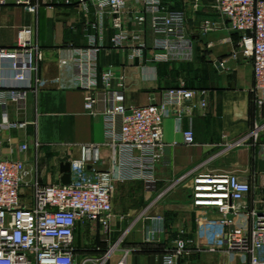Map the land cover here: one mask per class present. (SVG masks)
<instances>
[{
	"label": "crops",
	"instance_id": "0c3cea01",
	"mask_svg": "<svg viewBox=\"0 0 264 264\" xmlns=\"http://www.w3.org/2000/svg\"><path fill=\"white\" fill-rule=\"evenodd\" d=\"M31 1L38 5L34 14L17 6L16 0H4L0 6V48L16 46L19 30L31 28L42 52L37 95L29 94L24 104H9L4 110L9 122L26 123V127L0 130V160L22 161L28 172L26 182L61 184L60 165L78 159L82 147L90 148L91 160L109 157L102 120L85 112V93L73 82L72 51L90 50L87 36H93L99 48L98 87L103 85V72L109 71V88L123 91L127 107L158 104L164 90L181 85L195 90L197 100L206 103L203 112H189L190 102H185L180 131L173 118L164 120V147L152 188L141 181L115 182L107 227L86 221L77 224L76 264H87V258L102 256L110 248L105 264H117L122 257L126 264H163L180 231L187 236L196 232L189 187L197 174H235L247 180L252 187L250 207H255L252 202L262 199L264 190V107L254 103L251 62L239 52V36L222 24L216 0H161L164 9L183 14L185 36L191 43L189 50L169 53L156 47L161 36L152 32L151 14L143 2H128L124 12L123 27L132 46L114 49L110 17L99 31L93 10L77 0H56L52 9L41 0ZM140 17L142 23L137 22ZM204 21L215 23V29L202 33L199 26ZM140 45L141 58L135 56ZM185 130L193 131L194 144L184 145ZM20 144L27 145L26 152L19 151ZM89 167L105 169L99 164ZM219 256L218 264L229 262L227 255ZM185 261L201 263L193 255L176 264Z\"/></svg>",
	"mask_w": 264,
	"mask_h": 264
},
{
	"label": "built area",
	"instance_id": "2783aa9c",
	"mask_svg": "<svg viewBox=\"0 0 264 264\" xmlns=\"http://www.w3.org/2000/svg\"><path fill=\"white\" fill-rule=\"evenodd\" d=\"M41 1L49 9L56 5V0ZM77 2L83 8L93 10L99 31H102L106 17L112 19L114 49L133 44L123 27L128 2H143L150 12V28L155 35L161 36L157 48L168 53L191 48L185 36L183 14L164 9L161 0ZM15 3L31 14L38 10V5L32 4L31 0H16ZM4 4V0H0V6ZM216 9L226 30L240 38L239 52L252 65L254 103L262 108L264 0H216ZM143 21L142 17L137 19L138 23ZM199 29L202 33L213 31L215 23L204 21ZM87 37L90 50L72 51L73 82L85 93V112L102 120L104 145L109 149V157L91 160L87 154L90 148L82 147L80 157L70 162L68 185H40L34 180L28 183L25 181L28 172L22 161L0 160V264H76L74 238L77 224L86 221L94 227H107L113 211L115 182L141 181L147 189L152 188L155 165L164 147V120L173 118L180 131L185 102H190L189 112H203L206 108L204 100H197V92L183 85L164 90L158 104L127 107L123 91L109 88L112 78L109 71L103 72V85L98 87L95 60L99 48H96L93 36ZM140 46L135 51L139 58L143 49V45ZM164 57L166 59L167 55ZM41 61L42 52L33 40L31 28L19 30L16 46L0 48V111H3L0 130L26 127V123L9 122L4 110L9 104H24L29 94L37 95L40 84L37 71ZM182 136L184 145L194 144L192 130L182 131ZM18 148L20 152L28 149L26 144H20ZM95 164L105 169L89 167ZM190 183L196 232L187 236L180 231L164 254L163 264H176L203 251H221L247 259L248 264H264V190L262 199L255 200L252 202L255 207H250L252 187L235 174H197L191 177ZM122 242L123 238H120L119 243ZM111 254L112 248L85 262L105 264ZM117 264H126L125 257Z\"/></svg>",
	"mask_w": 264,
	"mask_h": 264
},
{
	"label": "rangeland",
	"instance_id": "374dc122",
	"mask_svg": "<svg viewBox=\"0 0 264 264\" xmlns=\"http://www.w3.org/2000/svg\"><path fill=\"white\" fill-rule=\"evenodd\" d=\"M202 37L204 38L206 36H202ZM219 255H222V258H224V257L226 258L227 254H225V253H222V254H220V253H205V252L196 253V254H194V257H198L201 263L198 262V263H194V264H218V262L221 259ZM227 257L229 260V262L227 264H248L247 259H239L233 254L227 255ZM185 263L187 264L186 261H185Z\"/></svg>",
	"mask_w": 264,
	"mask_h": 264
},
{
	"label": "water",
	"instance_id": "95a60500",
	"mask_svg": "<svg viewBox=\"0 0 264 264\" xmlns=\"http://www.w3.org/2000/svg\"><path fill=\"white\" fill-rule=\"evenodd\" d=\"M69 170H70V163H62L60 165V174H61V184L68 185L69 184Z\"/></svg>",
	"mask_w": 264,
	"mask_h": 264
}]
</instances>
